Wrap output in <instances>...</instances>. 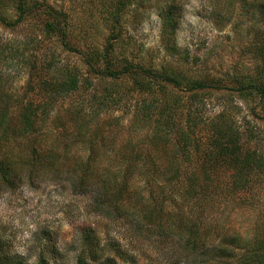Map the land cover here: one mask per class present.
<instances>
[{
	"label": "rangeland",
	"instance_id": "rangeland-1",
	"mask_svg": "<svg viewBox=\"0 0 264 264\" xmlns=\"http://www.w3.org/2000/svg\"><path fill=\"white\" fill-rule=\"evenodd\" d=\"M45 1L66 15L70 27L78 24V31L68 36L69 43L76 50L66 48L55 34L45 32L37 17L28 16L10 26L0 21V95L11 98V109L20 98L23 101L31 98L33 105L39 106L50 100L54 107L48 120L42 122V130L52 136L61 137L62 133L65 144L57 154L61 168L64 162V169L49 166L32 179L26 178V172H22L23 178L17 187L0 189V238L8 243L10 253L30 263L44 257L49 264H73L82 251L88 255L81 238L84 228L85 231L92 229L93 236L96 235L103 244V257L115 255L112 264H208V261L204 263L210 259L208 248L204 254L198 255V252L183 249V242L176 235L142 229L138 223L141 219L136 209L130 207L131 202L128 205L124 201L123 208H126L120 213L110 210L105 206L103 190L99 188L103 181L94 180L87 187L75 184L79 169L74 166L79 158L83 160L92 152L101 161L100 166L110 165V178L111 173L116 172L113 176L115 182H110L112 188L124 178L129 191L148 202L150 192L157 191L156 186L164 183V177L160 176L162 172H158L161 169L156 170L158 167L154 163L158 157L165 156L167 142L150 138L159 111L156 108L158 102L149 98L155 97L151 94L152 88L145 91L147 96H144L132 90L128 78L113 80L95 76L89 73L82 59L81 52L87 46L103 47L105 44L110 26L103 19L102 12L105 4L115 0ZM176 1L181 5L182 13L175 36L169 42L177 48L173 56L167 54L162 40L160 15L165 7L163 0H130L122 13L120 33L123 43L119 42L116 48L117 56L133 62L139 60L143 65L153 67L167 61L193 68L190 72H194L197 66L206 69L219 84L196 91L197 98L204 96L203 117L213 119L212 124L231 117L243 132L251 135L252 138L247 140L249 146L264 153V119L258 97H242L228 89L232 75L253 74L254 67L260 63L254 45L259 46L261 33L264 38V16L259 15L258 10L259 1L264 0ZM5 7L7 19H15L13 2L6 0ZM184 54L189 57L188 63L180 58ZM65 66L73 68L79 75L78 90L54 96V91L41 86L42 82L60 77ZM107 90L113 94L103 99L102 94ZM191 92L179 91L180 100L186 101ZM155 95L164 102L170 98L168 93L164 97L159 92ZM143 99H147L145 103L151 102L146 118L141 116L138 108ZM192 108L181 103L180 108L175 109L180 120H175L174 129L165 131L172 136L168 142L170 147L167 146L169 149L178 150L180 144L177 147L175 143L177 132ZM83 123L89 128H98L102 138L94 140L91 145L92 140L87 134L81 135L77 131L84 126ZM205 131L204 126L195 135H204ZM128 142L136 144L129 150L142 156L133 155V152L125 156L142 158L144 168L137 163L132 172L123 175L126 160L121 155L126 147L123 144ZM189 152L188 161L194 158L192 146ZM101 174L106 175L104 170ZM252 187L253 194L246 201L248 203L240 198L235 200H240L238 202L230 200L228 208L206 209L199 221L204 225L213 224V214L219 222L225 220L241 234H245L252 223L264 224V180L252 183ZM165 202L164 209L170 210L169 201ZM211 236L209 233L208 237ZM122 257L130 261H123ZM93 264H110V261L100 258Z\"/></svg>",
	"mask_w": 264,
	"mask_h": 264
},
{
	"label": "trees",
	"instance_id": "trees-1",
	"mask_svg": "<svg viewBox=\"0 0 264 264\" xmlns=\"http://www.w3.org/2000/svg\"><path fill=\"white\" fill-rule=\"evenodd\" d=\"M8 1L13 2L16 17L13 20L7 19L6 0H0V21L3 24L16 25L28 16L37 17L45 32L49 35L55 34L63 46L76 50V47L69 43L68 36L73 31H78V24L75 23L70 27L62 11L57 10L45 0ZM163 1H165V7L160 15L162 40H164L167 54L173 56L177 48L169 42L170 38L175 36L182 9L176 0ZM129 3L130 0H115L105 4L103 12L102 9L100 11L104 14L103 19L110 26V34L105 44L103 47L89 45L86 50L78 52H81L89 73L95 76L110 77L113 80L128 78L131 80L132 90H137L144 96H147L145 91H150L151 88L154 90L151 94L155 97L149 98H153L152 102L154 100L158 102L156 108L159 111L156 114L154 131L150 138L163 143L167 142L164 146L166 147L165 156L158 157L154 163L155 167H158L156 170L161 169L158 172H162L160 176L164 177V183L156 186L157 191L150 192L148 202L141 199L139 195H133L129 191L127 181L123 180L124 178L112 188L110 182H115L113 176L116 172L113 171L110 178L108 175L110 165L100 166L101 161H98L91 152L83 160L79 158L77 165L74 164L76 165L74 167L79 169L75 184L79 187H87L94 180L103 181L104 184L99 188L103 190L105 206L115 213H120L126 208H123L124 201H127L128 205L131 202L130 207L136 209L141 219V223H138L142 229L163 235H176L183 242V249L192 253L198 252V255L204 254L208 248L210 259L205 260L204 263L208 261V264H264L263 223H252L247 228L248 231L241 234L225 220L219 222L213 214H211L213 224L208 222L204 225L199 221L202 212L206 209L215 211L220 206L228 208L230 200L235 201L240 198L244 203H248L246 201H249V196L253 194L252 183L258 181L261 183L264 180V153L249 146L247 140L252 138L251 135L243 132L231 117H224L215 124H212L213 119L203 117L201 109L203 104L205 105L204 96L197 98L196 91L219 84L218 79L208 74L206 69L194 65L197 68H194V72H190L193 68L172 65L170 62L166 63L167 61L158 67H153L143 65L139 60L133 62L127 57L117 56L116 48L123 40L120 33L122 13ZM258 10L261 12L259 15L264 16L263 1H259ZM262 36L261 33L259 46L254 45L256 46L254 51L260 59V63L254 67L255 72L232 75L228 89L242 97L251 95L258 97L257 102L264 119V38ZM255 37H257L256 34ZM180 58L185 63L189 62L187 54ZM62 70L60 77L47 82L43 81L41 85L54 91V96L57 93L66 95L74 92L78 90V84H80L79 75L73 71V68L65 66ZM179 91L193 92L184 101L180 100ZM156 92L163 94L161 97L168 93L171 99L169 98L167 102L162 101L161 98L159 100V97L155 95ZM112 94L107 90L102 97L107 99ZM22 99H17V105L11 109V98L8 95H0V189L17 187L23 178L22 172H26V178L32 179L34 176L41 175L49 166L56 170L64 169V162L61 163L63 165L61 168L57 154V150L65 144L62 133H60L61 137L52 136L42 130V122L48 120L54 105L50 103V100L39 106L33 105L31 98L25 101ZM146 100H141L143 103L138 106L143 114L141 116L145 118L149 115L148 109L151 106V102H144ZM181 103L186 104L188 108L193 106L194 109L192 108L191 111H193L187 113L183 124L180 125L175 140L177 147L179 144L180 146L175 151L167 147L172 136L169 133L166 134L165 131L173 128L176 119L180 120L175 109L180 108ZM83 124V127L79 125L76 129L81 135L87 134L88 139L92 140L91 145L94 140L102 138L103 135H100L98 128L97 131L96 127L89 128V125ZM204 126L206 127L205 134L195 135ZM123 146H126L123 156L121 155L122 159L126 160L122 169L123 175L132 172L137 163L143 165L144 168L142 158L130 159L125 156L127 153L129 155V152L142 156L137 151L129 150L130 147L133 149L136 144L130 145L128 142ZM191 146L194 150V158L188 161ZM103 170L110 180L106 175L101 174ZM116 171L119 172V170ZM166 172L169 174L167 175ZM165 201H169L170 210L164 209ZM83 229L81 230L83 249L87 250L88 255L82 251L73 264H93L100 258H105L112 264L115 255H104L103 257V244L96 238V235L94 238L92 229L86 231ZM209 233L213 237H208ZM122 260L130 261L126 257H122ZM0 264L49 263L44 257H39L34 263L19 258L10 253L8 243L0 238ZM198 264L202 263L198 262Z\"/></svg>",
	"mask_w": 264,
	"mask_h": 264
}]
</instances>
